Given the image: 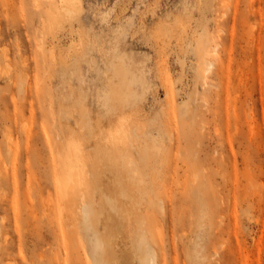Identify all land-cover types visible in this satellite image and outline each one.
Returning <instances> with one entry per match:
<instances>
[{
    "label": "rangeland",
    "instance_id": "rangeland-1",
    "mask_svg": "<svg viewBox=\"0 0 264 264\" xmlns=\"http://www.w3.org/2000/svg\"><path fill=\"white\" fill-rule=\"evenodd\" d=\"M111 88L133 166L161 150L101 182L159 264H264V0H0V264H83L67 185ZM135 239L113 232L114 256Z\"/></svg>",
    "mask_w": 264,
    "mask_h": 264
},
{
    "label": "bare ground",
    "instance_id": "bare-ground-1",
    "mask_svg": "<svg viewBox=\"0 0 264 264\" xmlns=\"http://www.w3.org/2000/svg\"><path fill=\"white\" fill-rule=\"evenodd\" d=\"M66 12L69 16L73 14L71 10H67ZM207 64L209 67L206 71L208 72L214 65V61L207 60ZM122 70L123 68L120 67L119 71L122 72ZM204 77V83L206 84L207 74ZM122 82H126L129 86L134 84L133 80H129L128 82L123 80ZM114 98L115 93L113 88H111V94H108L104 101V106L108 109L104 119L107 117L108 121L107 118L103 120L107 121L108 125L103 122V120L102 124L105 123V126L108 127L106 131H100V129H98L100 123L95 125L94 129H92V125L89 123V118L87 117L82 121L81 138L85 139L88 143H94L98 163L95 164L96 160L92 157H89L90 159L87 161L80 155V150L74 153L77 160L75 166L77 172L74 174L75 178L68 181L66 197L69 206L70 225L76 230L79 249L82 251L83 264H159V250L153 245L154 236L152 235V228L149 227L150 224H148V221L147 223L145 220H141L143 218L140 215L141 219H138L139 213L137 212L136 214V212L133 211L135 208L134 198L130 199L128 195H125L124 201H121L113 192L106 189L107 184L104 183L105 186L103 182H101L103 175L106 177L108 173L115 174L119 179H121L124 173L128 172L134 174L145 173L148 168L150 155L152 158H155V152L161 150V147L156 145L157 139H154L150 148L151 150L149 148H144L142 151V164L136 167L133 166L127 152L128 146L131 145L129 137H126L123 141L122 135L124 132L120 131L118 125H113L114 121L120 119L121 115L117 112L120 105L114 103ZM87 131L90 133L87 134ZM115 133H119L120 135H115ZM127 142L128 146L126 148L124 143ZM123 152L125 154L122 155ZM95 177H98L97 182ZM90 184L93 185L94 188L98 186L100 194V202L98 205L97 202L94 201ZM149 199L151 201V197H149ZM76 204H79V209L76 208ZM141 208L143 207H138L137 211L141 210ZM75 209L79 210L80 217L78 213L75 212ZM144 210L143 208L141 212ZM141 215L143 216L144 214ZM103 217L107 219L108 225L103 227V234H101L99 225ZM143 217L146 218L145 216ZM146 224H148L147 227ZM132 231L133 235L134 233L136 235L135 250L129 248L121 256H114L111 246L113 232L121 238L128 240ZM155 240L157 243L158 240L156 238ZM157 245H159V243Z\"/></svg>",
    "mask_w": 264,
    "mask_h": 264
}]
</instances>
